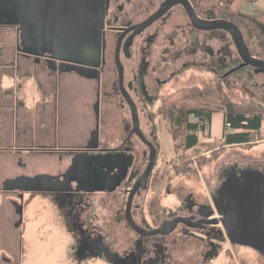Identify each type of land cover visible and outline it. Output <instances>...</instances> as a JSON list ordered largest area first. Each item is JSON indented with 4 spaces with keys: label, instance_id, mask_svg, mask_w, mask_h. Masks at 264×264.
<instances>
[{
    "label": "rangeland",
    "instance_id": "1",
    "mask_svg": "<svg viewBox=\"0 0 264 264\" xmlns=\"http://www.w3.org/2000/svg\"><path fill=\"white\" fill-rule=\"evenodd\" d=\"M195 1L202 8V18L206 17L204 11L208 8L213 9L217 17L225 15L227 17L223 19L236 21L244 34L252 56L264 61V0ZM176 22H178L177 16L174 18V23ZM189 24V19L185 16L186 32L185 37L181 38L185 39L186 43L185 65L183 66V62L180 61L183 68L181 67L180 71L175 70L176 72L171 76H166L159 70L154 75L155 78H159L157 88L154 89L150 98L146 94L142 97V103L148 110L144 115L140 112L142 132H146L148 136H151L148 139H153V142L160 146L153 176L147 189L137 196L139 199L136 201L140 208L135 216L140 219L141 215L139 224L144 223L149 229L155 228L153 218L148 212V205L152 199L161 203L160 211L163 218L171 220L177 217L187 218L190 215L208 218L209 214L218 210L217 190L225 197V192L221 188L226 187V181L230 186L231 176L234 181L237 179V182H240L243 177L247 180L264 173V141L252 149L247 146L225 147L221 140L214 141L211 137L206 138L201 135V142L205 144L183 155V152H177L175 149L181 144V140L174 141L171 138L163 118L157 115L165 96L177 90L202 88L206 86V83L214 84L215 80L222 85L225 95L232 102L251 105L264 112V73L256 74L252 67H246L239 68L233 72L234 74L222 79L221 76L242 63L233 39L220 30L210 35L197 32L198 35L192 39L188 36V34L192 35ZM14 31H0V49L1 45L5 46L3 49H7L6 46H13L17 36V32L14 34ZM160 46L161 43L158 44V47ZM158 47L155 48L154 60L157 59ZM180 47L182 49L183 45ZM206 50L213 52V54L208 52L212 59H209ZM205 60L217 63L218 68L205 67V64L211 63ZM25 66L27 70L32 69L30 64ZM178 66L179 63L174 67ZM160 67L167 71L172 69L171 64L168 63L161 64ZM221 69L223 71H220ZM107 75L108 85H105V92L110 94L103 95V114L100 113L97 124L100 128L103 120L101 133L104 143L101 147L110 149L122 145L127 135L126 123L132 126V116L129 105L126 102L122 103L120 96L111 93L109 84L114 82L115 73L113 70H108ZM41 77L44 78L43 75ZM7 80L4 79V82ZM66 81L69 83V85L66 83L68 86L64 93L65 96L67 95L66 102L74 104L73 113L70 111L72 123L80 127L85 126L91 122L92 118L89 109L92 100L90 89L83 85L81 87V82L74 78L70 77ZM39 89L36 81H29L27 85L18 87V98L22 104L26 100L33 102L38 99V93L42 94ZM101 93L104 94V90ZM59 100L60 98H58L60 107ZM190 105L193 103L191 102ZM216 107L221 108V104H216ZM47 141L53 142L49 145L53 147L47 148L57 147L54 145V140ZM133 144L134 151H129L133 157V163L135 162L136 167L146 165L148 157H145L147 149L144 144L137 138H133ZM213 144L217 145L216 149L212 146ZM57 155L29 157L27 158L29 165L26 163L20 169L14 165V159L7 160L0 157V189L6 187L10 178L7 175L33 178L40 175L52 176L63 171L70 159L66 158L63 163H60L61 155ZM77 156L80 162L85 158L81 154ZM181 156L185 161L180 160ZM22 158L24 157L20 160ZM187 161L191 163L189 172L175 173L174 166L180 162L184 165ZM130 178L112 194L90 195L89 197L95 200L90 203L89 217L84 221L82 218L86 215L88 205L84 196L74 191L49 189L19 191L7 198L1 194L0 264H121L118 260L108 259L104 255L93 256L80 250L81 241L78 230L82 227H106V231L110 233L113 229L121 231L118 228L120 226H128L124 210L128 196L125 189L129 188ZM153 182L156 184L153 185ZM4 202L13 203L15 207ZM198 235L195 230L180 225L169 235L146 239L145 243L149 245L145 247L150 250V258H154L142 261L140 253L137 252V264H264V252L252 247L234 245V242L232 245L224 235L226 241L220 240L217 235L210 238L215 246V252L212 251L207 256L210 242L196 237ZM137 240H140L139 236ZM156 244L163 245L162 259L157 256L159 250L155 254Z\"/></svg>",
    "mask_w": 264,
    "mask_h": 264
},
{
    "label": "flooded vegetation",
    "instance_id": "2",
    "mask_svg": "<svg viewBox=\"0 0 264 264\" xmlns=\"http://www.w3.org/2000/svg\"><path fill=\"white\" fill-rule=\"evenodd\" d=\"M176 1L178 0H106L105 23L103 29V58L101 61V69L100 71L93 73L87 71L82 76L84 78H87L88 80H94L97 83V91L100 95V102H102L103 95L110 94L105 92V85H108V83L106 82L108 78L107 71L113 70V72L115 73V80L113 83L109 84L110 88L112 89L111 93L113 95L120 96L122 103L126 102L122 94V88L120 86L121 77H123L125 88L129 92L131 98L135 101L139 113L141 112L144 115L145 112H148V110L145 109L144 104L142 103V97L144 96V94H146L147 97L150 98L152 93L154 92V89L157 88L156 84H159V78H155L154 75L159 72V70H161L164 72V74H166V76H171L172 73L176 72L175 70L180 71L182 65H185L184 47L186 48V43L185 39H181L182 37H185L186 32L185 16L188 17L190 22L189 30L192 34H188L190 38L195 39L196 35H198L197 32H203L206 35H210L214 32L196 29L193 26L185 7L180 2ZM81 2L82 0H79V3ZM189 2L192 4L193 9L195 10L198 17L201 18V20H224L235 23L238 26V23L236 21L234 22V20L223 19L227 17L225 15L217 17V15L213 13V9L206 8L204 11L206 17L202 18L201 13L203 12L200 5L195 0H189ZM170 4H172V6L169 7L168 5ZM175 16H177L178 18V22L176 23H174ZM220 31L227 33L232 38L231 33L224 30ZM187 33H189V31H187ZM159 43H161L160 47H158ZM195 43L193 44V46L195 45ZM181 45H183L182 49L180 47ZM156 47L159 48V52L156 53L157 59L154 60ZM208 52L210 54H213V52L211 50H206L207 56L209 57V59H212L208 55ZM43 60L47 62V59L44 58ZM180 61L183 62L182 65H180ZM205 61L209 63L211 62L207 60ZM199 62L201 63V61ZM118 63L123 68L122 72H120ZM167 63L171 64V68L173 70L170 69V71H167L164 68L160 67L161 64L166 65ZM178 63L179 66L175 68L174 66ZM58 65L56 66L58 67ZM240 65H238V67ZM204 66L218 68L217 63L215 62H211L209 65L205 64ZM51 67L54 66L52 65ZM234 69L235 68L233 67L229 70V72L221 76L222 79H224L228 75L230 76L231 74H234ZM253 70L255 69L253 68ZM220 71H223V69H221ZM74 74L79 75L77 72H74ZM217 82L218 81L215 80V85L210 82L206 83V86L202 88L210 87L211 90H214L216 89ZM103 90L104 94L101 93ZM179 91L181 90H177L176 92L170 93L169 95L165 96L162 99V103L165 98L176 95V93H178ZM202 104H205V102H203ZM211 106L216 107V104H212ZM131 127L132 126H130L129 124L128 128L126 129L128 133L126 132L127 135L122 145L117 148H110L112 151L120 150V148L123 147L124 148L122 151L124 152L134 151L133 138L139 139V137L136 134L129 137L132 131ZM141 129L143 128L141 127ZM144 136L156 147L159 154L160 146L153 142V139L149 140L148 138H150L151 136H148L146 132H144ZM141 142L147 149V151L145 152V157H148L149 162L150 147L143 141ZM91 143L95 144L94 140H92ZM90 144L82 147L58 150L62 154L59 158V162L63 163L66 158H69L70 162L63 171L57 173L56 175H52L54 177H57L58 180L55 182L49 181V184H47L46 186L48 187L54 185L52 188L56 190L65 187V185H68L70 186V188L63 191H74L83 195L88 205V207L86 208V215L82 218L83 221L85 218L89 217V205L95 200L93 198H90V195L112 194L110 192H89L90 189H99L105 191L107 189L115 188L117 182L119 183V176L121 175V173L123 174L126 171L129 172L128 178L131 177L129 188H133L134 181L139 179L138 176L143 174L148 164L146 163V165L144 166L139 165V167H136L135 162L133 163L132 160V162L130 161L132 167L128 166L127 161V164H123V166L105 168L109 163H104L102 164V167H99L100 162L99 164L93 166V164L91 165V163L89 162V159L88 161L87 159L83 158V161L80 162L77 154H81L83 157H86V151ZM99 148L100 150H110L103 147ZM51 153L56 152L54 150ZM125 165L127 167H125ZM141 170L142 173H140ZM230 181V186L229 182L226 181V187L221 188V190L225 192V197H223L220 191L217 190L216 195L218 194L219 201L216 203V207L218 208V210H216L212 214H209L208 218L205 216L195 215H190L187 218H193L192 223H196L204 219L222 218V216L224 214H227L228 211L232 212L231 214H233L234 216H239L243 213V211L247 209V205H255L258 203L264 204V173H261L260 176H253V178H249L247 180H245V177H243L241 178L240 182H237V179L234 181L233 176H231ZM41 188H44V186H42ZM129 188L125 189V192L128 194V199L130 196ZM140 195L141 194L135 195L132 206V217L139 227L145 230H158L166 222H171L176 219L173 218L169 220V218L167 219L162 217L161 222L157 225V223L154 222L156 220V217L151 214L150 205H148V212L149 215L153 218L155 228L149 229L146 228L144 223L139 224L138 221H140L142 216L140 215V219H138L135 214H137V211L140 208V205L138 204V202H136L139 199L137 198V196ZM127 198L124 210L126 221L128 203ZM180 225H185L186 227H189V229L195 230L199 234L196 237H200L202 238V240H208L210 242L209 253L207 254V256L210 255L212 251L213 253L215 252V246L211 243L210 240V238L213 236L217 235L220 240H225L226 237L230 240V244L233 245V240L228 235L227 231H225L224 227L221 226V224L188 226L184 223H181ZM180 225H178L177 228ZM118 228L121 231L113 229L109 233L106 231V227H82L81 230H78V236L81 241V244L79 246L80 250L93 256L104 255L108 259L118 260L119 262H121V264H137V252L140 253V259L142 261L144 259L154 258H150V250L145 247V245L149 244L145 243V240L149 238L154 239L163 235L143 236L129 223L128 226H120ZM188 235H190V233ZM138 236L140 237V240H137ZM122 238L124 240H122ZM234 245L244 246L239 243H234ZM155 249V254L159 250L157 256L162 259L164 257L163 245L156 244Z\"/></svg>",
    "mask_w": 264,
    "mask_h": 264
},
{
    "label": "water",
    "instance_id": "3",
    "mask_svg": "<svg viewBox=\"0 0 264 264\" xmlns=\"http://www.w3.org/2000/svg\"><path fill=\"white\" fill-rule=\"evenodd\" d=\"M176 2H180L185 7L196 29L202 31L224 30L231 33L242 61L237 69L252 67L256 74L264 73V61L252 56L242 31L235 23L224 20H201L189 0ZM168 6L170 7L172 4ZM105 11L106 0H82L81 3L79 0H0V27H11L18 31L17 51L19 53L36 57L37 60L45 58L53 70L77 72L83 76L87 71L93 73L101 69ZM52 65L54 67H51ZM118 65L122 72L123 68L119 63ZM120 86L132 116V131L129 137L136 134L150 147L147 167L133 188L129 190L130 196L126 212L128 223L143 236L169 235L181 223L188 226L221 224L234 243L264 252V204L262 203L249 206L246 204L247 209L245 208L246 210L239 216H234L231 214L232 212L228 211L222 218L204 219L196 223H192L193 218L178 217L171 222H166L158 230H145L136 224L132 217L133 201L135 195L141 194L147 189L156 165L158 152L142 132L138 107L125 88L123 77H121ZM100 106V95L98 94L96 105L98 121L101 113ZM99 129V124H97V129L93 133L95 144L89 145L86 151L87 156L84 159H89L90 161H88L93 166L99 162V167H102L104 163H109L107 166L110 168L123 166L128 161V166L132 167L130 161L132 162L133 157L131 153L122 151L124 147L114 151L100 150ZM125 167L127 166L125 165ZM128 173V171L121 173L120 179H118L119 183L117 182L113 191L128 179ZM57 180V177L51 175H40L33 178L19 177L8 181L4 192L55 190L52 188L54 185L46 186L49 181ZM42 186L44 188H41ZM69 188L70 186L65 185V187L56 190L63 191ZM97 190L90 189L89 192Z\"/></svg>",
    "mask_w": 264,
    "mask_h": 264
},
{
    "label": "crops",
    "instance_id": "4",
    "mask_svg": "<svg viewBox=\"0 0 264 264\" xmlns=\"http://www.w3.org/2000/svg\"><path fill=\"white\" fill-rule=\"evenodd\" d=\"M5 30H15L14 34L17 32V36L12 47L6 46L7 49H3L5 46L1 45L0 49V65L2 63L8 65L7 67L0 66V157L7 160L14 159V165L20 169L26 163L29 165L27 161L29 157L43 155L52 157L57 154H59L57 156H60L62 155L58 151L60 149L82 147L90 144L93 140V133L97 129V83L94 80L82 77V75H75L74 72L53 70L43 60L44 58L37 60L36 57L19 53L17 51L19 45L18 31L11 27H5V29L0 27V31ZM29 64L32 69L27 70L25 65ZM42 75L44 78L41 77ZM70 77L81 82V87L89 88V93L92 94L90 98L92 100L89 104L92 116L91 122L85 126L81 125L82 127L72 123L70 111L73 113L74 104L66 102L67 95L64 94L65 88L69 85L66 80ZM4 79L8 80L4 82ZM33 80L38 84L42 94L38 93V99L33 102L26 100L22 104V101L18 98V87L27 85L29 81ZM65 84L66 87H64ZM7 91H9L8 94H6ZM58 98H60V107L58 106ZM100 108L101 114H103L102 102ZM129 124L126 123L125 127L128 128ZM102 130L103 120L100 127L99 147L104 143ZM211 132L214 141L222 140L224 135L223 113L214 115ZM231 133L229 132V134ZM48 139L54 140V145L57 147L54 149L47 148L53 147L49 146L53 142H48ZM54 150L56 153H51ZM21 157L24 158L20 160ZM7 177H10V181L18 178V175H7ZM1 194L7 198L15 192H4V188H1ZM6 204L12 205L13 203L7 202Z\"/></svg>",
    "mask_w": 264,
    "mask_h": 264
},
{
    "label": "trees",
    "instance_id": "5",
    "mask_svg": "<svg viewBox=\"0 0 264 264\" xmlns=\"http://www.w3.org/2000/svg\"><path fill=\"white\" fill-rule=\"evenodd\" d=\"M0 66L7 67L8 65L2 63ZM222 88V85L217 82L214 90H211L210 87L188 88L164 99L158 116L163 118L171 138L174 141L181 140V144L175 147L177 152H183L184 155L205 144L201 142V135L212 138V121L217 113L224 114L223 146H247L252 149L264 141V112L251 105L232 102ZM191 102L193 105H190ZM203 102L205 104H202ZM218 103L221 104V108L211 106ZM229 132L233 133L229 134ZM212 146L214 149L217 148L216 144ZM180 160L185 161L184 157ZM190 164L188 161L184 165L181 162L176 164L174 166L175 173L189 172ZM152 184L155 185L156 182ZM113 190L114 188L94 192L112 193ZM149 205L151 214L156 217L154 222L158 225L162 220L161 203L152 199Z\"/></svg>",
    "mask_w": 264,
    "mask_h": 264
},
{
    "label": "built area",
    "instance_id": "6",
    "mask_svg": "<svg viewBox=\"0 0 264 264\" xmlns=\"http://www.w3.org/2000/svg\"><path fill=\"white\" fill-rule=\"evenodd\" d=\"M228 127H230V125H228ZM231 133V132H230Z\"/></svg>",
    "mask_w": 264,
    "mask_h": 264
}]
</instances>
